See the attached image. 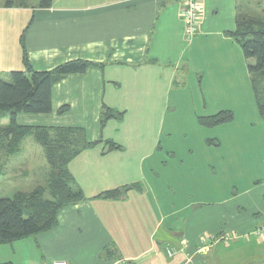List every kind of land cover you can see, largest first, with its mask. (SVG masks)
I'll list each match as a JSON object with an SVG mask.
<instances>
[{
    "label": "crops",
    "instance_id": "0c3cea01",
    "mask_svg": "<svg viewBox=\"0 0 264 264\" xmlns=\"http://www.w3.org/2000/svg\"><path fill=\"white\" fill-rule=\"evenodd\" d=\"M258 2L200 0L198 31L187 38L186 0H53L50 7H40V0H0L1 77L25 70L23 35L35 70L49 71L77 59L91 63L53 85L50 113H19L18 125L77 129L97 144L68 164L87 199L62 209L55 228L0 244V263L264 264V175L223 204L199 203L183 212L185 206L169 198L171 192L176 195L171 180L176 182L173 174L180 172L182 160L176 149L163 144L165 122L172 104H179L182 82L199 77V85L211 83L218 111L237 112L234 105L244 103L239 90L251 83L249 61L227 33L236 29L239 14L259 15L264 4ZM104 105L125 112L123 119H111L102 128ZM9 122L8 116L0 121ZM237 137L246 156L257 157L264 167V130L241 131ZM106 140L122 148L104 153ZM35 143L46 160L43 146L26 137L6 159V181H21L35 167ZM7 170H18L17 177ZM135 183L144 189L123 199L95 198ZM201 184L194 182V191ZM211 191L216 198L218 186Z\"/></svg>",
    "mask_w": 264,
    "mask_h": 264
},
{
    "label": "trees",
    "instance_id": "16d2710c",
    "mask_svg": "<svg viewBox=\"0 0 264 264\" xmlns=\"http://www.w3.org/2000/svg\"><path fill=\"white\" fill-rule=\"evenodd\" d=\"M52 1L40 0V7H50ZM261 13L264 14V7ZM260 14H239L236 29L227 34L241 46L249 61L252 89L258 112L264 121V17ZM22 43L25 70L11 71L8 78L0 76V121L4 116H8L10 120L8 125L0 124V175L5 174L8 156L18 152L21 142L29 136H33L43 146L49 171L45 186L31 192H17L12 197H0V244L12 243L55 228L62 209L87 199L71 174L68 164L84 149L97 145L88 142L85 132L77 129L60 128L50 131L44 127L18 125L16 117L19 113H50L53 85L68 74L84 72L91 65L88 61L77 59L49 71L35 70L28 61L24 35ZM124 115L125 112L104 105L101 127L104 128L111 119L122 120ZM234 119L235 115L231 110L198 116V122L207 128L227 124ZM207 142L217 144L213 140ZM121 148L116 142L106 140L104 153ZM143 189L142 183H135L102 192L95 198L123 199L130 191Z\"/></svg>",
    "mask_w": 264,
    "mask_h": 264
},
{
    "label": "rangeland",
    "instance_id": "374dc122",
    "mask_svg": "<svg viewBox=\"0 0 264 264\" xmlns=\"http://www.w3.org/2000/svg\"><path fill=\"white\" fill-rule=\"evenodd\" d=\"M259 4H264V0H260ZM256 14L252 13V15ZM260 15L264 17L263 13ZM194 80L189 79L181 83L178 88L179 104H172L171 114L165 122L163 131V134L166 133L163 144L167 142L169 148L176 149L182 160L179 167L180 172L173 174L174 178H177L176 182L171 180L176 195L171 192L169 198L171 203L185 206L183 212H192L194 207H199V203L203 206L212 202L220 204L224 198L227 199L235 193H243L244 189L254 183L253 179L264 175L262 163L257 157L249 159L246 156L243 150L244 145L241 142L242 138L237 137L238 132L241 131L262 132L264 130V121L258 112L251 83H246V87L242 86L239 90L244 103L234 105L238 111L227 109L234 113V121L207 128L198 122L197 116L219 112V106L215 102L217 99L215 90L211 89V83H206L204 86L199 85V77ZM205 92L208 94V96L205 95L208 98L206 106ZM208 140H213L217 144H208ZM29 141L31 138L22 145L26 148L25 150L30 147ZM36 146L39 149H34L31 153L36 158L35 167L27 169L29 173L21 176V181H16V178L6 181L0 175V197L12 196L17 190H31L32 185L46 183L49 165L44 158L43 149L38 144ZM191 150H193L192 153ZM17 174L18 170L12 172L7 170L8 176L17 177ZM194 182L202 183L199 190L194 191ZM30 184L31 187H28ZM214 186L219 188L216 198L213 195L215 191H211ZM191 201L196 202L191 203ZM226 206V204L223 205L224 209Z\"/></svg>",
    "mask_w": 264,
    "mask_h": 264
},
{
    "label": "built area",
    "instance_id": "2783aa9c",
    "mask_svg": "<svg viewBox=\"0 0 264 264\" xmlns=\"http://www.w3.org/2000/svg\"><path fill=\"white\" fill-rule=\"evenodd\" d=\"M182 17L185 22L186 37L187 38L194 37L198 31V26L200 22V0H186ZM228 241H230V239L227 240V243H229ZM172 251L174 252V250L171 249L170 254L173 253ZM52 264H70V263L67 260L60 259V260H55Z\"/></svg>",
    "mask_w": 264,
    "mask_h": 264
}]
</instances>
